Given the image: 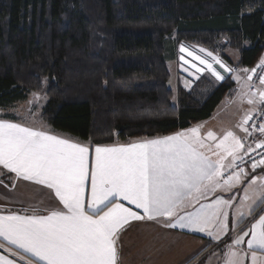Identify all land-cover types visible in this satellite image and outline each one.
Listing matches in <instances>:
<instances>
[{
	"label": "snow or ice",
	"instance_id": "snow-or-ice-1",
	"mask_svg": "<svg viewBox=\"0 0 264 264\" xmlns=\"http://www.w3.org/2000/svg\"><path fill=\"white\" fill-rule=\"evenodd\" d=\"M179 51L191 58L179 57L194 70V79L208 72L224 81L225 75L214 67L219 65L237 82V99L252 106L236 125L244 135L222 130L218 137L209 130L202 136L203 125H198L173 135L92 146L10 121L0 110V166L17 180L46 186L62 205L45 208L47 214L37 207L31 214H0V249L19 256L23 264H120V236L130 223L163 218L165 227L204 233L210 241L228 237L231 243L224 240L217 264H264V171L249 179L257 168L264 170V153L259 160L251 156L264 149V139L247 143L257 132L264 137V123L249 124L257 113L264 117V75L255 86L250 82L256 68L237 71L204 48L181 45ZM259 67L264 69V59ZM183 70L189 72L188 67ZM245 156L252 160L251 173L241 166L247 163ZM235 188L239 192L228 199L218 195L211 203L202 202ZM240 192L236 224L248 220V227L232 236L229 210ZM216 255L208 258L209 264ZM0 264L17 261L0 254Z\"/></svg>",
	"mask_w": 264,
	"mask_h": 264
},
{
	"label": "trees",
	"instance_id": "trees-1",
	"mask_svg": "<svg viewBox=\"0 0 264 264\" xmlns=\"http://www.w3.org/2000/svg\"><path fill=\"white\" fill-rule=\"evenodd\" d=\"M174 42L254 68L264 0H0V108L46 80L42 117L59 132L95 144L177 132L211 117L235 80L205 73L174 90Z\"/></svg>",
	"mask_w": 264,
	"mask_h": 264
},
{
	"label": "crops",
	"instance_id": "crops-1",
	"mask_svg": "<svg viewBox=\"0 0 264 264\" xmlns=\"http://www.w3.org/2000/svg\"><path fill=\"white\" fill-rule=\"evenodd\" d=\"M172 45L175 47V51L174 53L170 54L171 58L168 60V65L170 61L176 62L180 68L184 69L185 67H188L189 72L194 71L190 68L189 65L183 64V61L180 60L179 57L181 55H184L185 59L191 58L188 57L186 53L182 54L179 49L181 45L190 47V50H197L198 48L184 42H174L172 43ZM197 54L205 55L199 52H197ZM238 58L239 55H237V59ZM258 65H260V63ZM214 67H216L218 71H221V74L225 75V78L230 75L224 73L223 70L220 69L219 65H214ZM235 69L239 71L240 69L251 70L253 68ZM205 73L209 74L208 72H204L203 74ZM203 74H200V76ZM240 75L244 77L247 74L240 72ZM250 83L252 84V82ZM239 90V86L235 81V89L233 90L231 95L225 98H229V101L231 100L236 102L237 92ZM252 91L255 92L256 87H253ZM223 100L216 107L211 117L177 132L185 131L198 125H203V127L201 128L202 136L206 135L207 131L209 130L216 132L218 137L222 134V130H233L238 135L243 136V132H241L240 129L236 128V125L239 123L242 115H235V109L232 115L231 110L234 103H229L228 101L226 104H224ZM4 118L9 119L13 122H20L18 119H13L11 117L4 116ZM20 123H23L26 126H32L30 123L25 121ZM33 127L40 128L43 126L33 125ZM44 128L54 134H60L65 137H70L75 141L90 144L92 146L127 144L129 142L146 138L150 139L158 136L173 135L177 133L174 132L170 134L152 135L125 140L116 139L109 143L95 144L90 140H81L70 134L59 132L53 129L50 125ZM254 140H258L256 133L253 137L248 138L247 143H253ZM208 143L212 142L209 141ZM248 171L251 173V168L248 169ZM262 171L264 170H262L261 168H257L255 173H251L249 179H251L252 175L260 174ZM0 181H2V183H0V214H8L9 212H15L21 215L31 214V209L34 207L41 209L40 214H47V212L43 211L45 208H62V205L59 203L58 198L55 197V194L52 190L47 189L46 186L37 185L36 183L31 181H24L22 178L17 180L14 173H10L7 170L2 169V166H0ZM13 183H15V187H13ZM245 183H247V181ZM236 192H239V188L233 189L232 192L218 191L215 195H209L208 198L206 200H203L202 202L211 203L217 198L218 195H222L225 199H228ZM242 195L243 193L240 192L239 195L235 196L236 203L233 205V208L229 210L230 227L233 229V231H230L229 235L232 236L240 233L242 229H246L248 227V220H242L238 226L236 224L235 209L239 206V201L242 198ZM123 203H125L126 206L133 207V209L135 210L134 206L128 205L127 202ZM187 210L191 209L189 208ZM224 240H227L228 243H231V240H228V237H224ZM224 240L217 243L215 241H210V238H208L204 233L192 232L188 229L165 227L163 218H161L159 221H132L120 236V264H209L208 258L212 256L213 253H218V255L212 257L211 261V264H217L218 258L222 255ZM11 247L15 248V246ZM0 254L8 256L9 259H15L17 261V264H23V261L20 260L19 256L11 255V253L6 249H0ZM25 255L26 257H30V254Z\"/></svg>",
	"mask_w": 264,
	"mask_h": 264
},
{
	"label": "rangeland",
	"instance_id": "rangeland-1",
	"mask_svg": "<svg viewBox=\"0 0 264 264\" xmlns=\"http://www.w3.org/2000/svg\"><path fill=\"white\" fill-rule=\"evenodd\" d=\"M171 51L169 50V54ZM226 53L232 58L233 62H237V55L238 52L234 49H227ZM264 59V55L262 57ZM223 62H225L223 60ZM227 66L230 68H238L235 66H231L225 62ZM259 66V65H257ZM256 66V67H257ZM169 67L171 70V79H170V85L171 87L176 90L177 84L179 81L184 82L192 80L194 78L192 75H190V72H185L182 68H180L176 62H169ZM255 67V68H256ZM47 81L45 80L44 86L42 90H31L29 93V96L26 100L24 101H19L15 103L14 105L8 107V108H0V110H3V112L8 113L10 116H16L20 122H28L32 126H43V127H48V123L43 119L42 117V110L43 107L46 104V101L48 99L47 93H46V88H47ZM185 85V84H184ZM33 93L36 94V96H33ZM177 98L175 97V100ZM229 101V98H225L223 100V103L226 104ZM251 105L246 104V102L241 103L238 99H236V102L232 106L231 114L233 115L234 109H235V115H242L244 112L251 108ZM240 112V113H239ZM240 118V117H239ZM227 175V173H226ZM224 248L222 249V255H223ZM218 255V253H217Z\"/></svg>",
	"mask_w": 264,
	"mask_h": 264
},
{
	"label": "built area",
	"instance_id": "built-area-1",
	"mask_svg": "<svg viewBox=\"0 0 264 264\" xmlns=\"http://www.w3.org/2000/svg\"><path fill=\"white\" fill-rule=\"evenodd\" d=\"M256 69H257V75L253 77V80L251 82L253 85L258 86L259 85L258 76L264 75V69H262L259 66H257ZM253 123H255L257 126L260 123H264V117L259 116V113H257L256 115H254L253 120L249 121L250 125ZM256 134H257L258 139H264V137H261L258 132ZM260 153H264V149H257L255 152L251 153V156L255 157L256 160H259L261 158ZM245 160L247 161V163L244 165H241V166L248 170V169H250V165L252 163V160L249 159L248 156H245Z\"/></svg>",
	"mask_w": 264,
	"mask_h": 264
}]
</instances>
